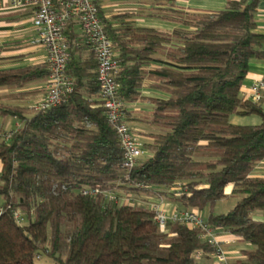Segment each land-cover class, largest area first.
I'll list each match as a JSON object with an SVG mask.
<instances>
[{"label": "trees", "instance_id": "16d2710c", "mask_svg": "<svg viewBox=\"0 0 264 264\" xmlns=\"http://www.w3.org/2000/svg\"><path fill=\"white\" fill-rule=\"evenodd\" d=\"M153 1L165 2V18L181 26L170 32L135 27L128 13L106 17L98 5L118 61V97L125 105L139 100L147 73L160 77L158 87L166 92L151 100L149 120L165 131L143 143L150 155L131 169L122 164L120 142L99 100L95 54L73 19L64 28L72 80L66 98L36 110L10 101L23 92L0 96V117L19 121L0 138V264H37L41 251L57 264H202L195 253L208 255L213 247L198 229L179 222L160 231L145 204L157 197L182 208L208 207L212 229L252 247L229 264H264V220L251 216H264V177L250 176L264 160V109L240 96L249 61L264 58L254 21L259 0H227L222 9L205 12L175 11V0ZM151 61L162 66L145 71ZM48 74L46 62L2 69L0 88L20 90ZM232 114L256 115L259 122L234 124ZM176 183L179 196L169 190ZM229 184L238 198L227 212L214 214ZM94 187L117 200L80 192ZM127 194L130 201H118Z\"/></svg>", "mask_w": 264, "mask_h": 264}, {"label": "built area", "instance_id": "2783aa9c", "mask_svg": "<svg viewBox=\"0 0 264 264\" xmlns=\"http://www.w3.org/2000/svg\"><path fill=\"white\" fill-rule=\"evenodd\" d=\"M11 3L14 6L29 4L34 7L32 24L36 34L30 42L41 46L46 54L49 74L44 81V95L33 108L38 110L57 105L72 90V80L65 70L68 40L64 28L67 21L73 19L80 28L84 42L95 54L99 100L120 142L123 151L122 164L125 168L131 169L143 152L142 144L135 138L124 118L125 103L117 95L115 81L118 61L112 49L111 39L103 29L97 0H11ZM247 98L259 103L264 101L263 79L250 87V95ZM10 133L11 131H5L0 127V138L7 139ZM169 190L174 196H179L182 193V186L176 183ZM80 192L91 196L103 193L108 200H117L114 193L98 187L83 188ZM130 200V194H127L120 197L118 201L122 203ZM162 200V197L149 198L145 203L154 211V218L160 231H166L167 224L170 222H179L189 228H196L200 236L213 247L211 255L216 263L228 264V253L216 240L215 230L201 216V211L194 208H182L166 213L161 206ZM14 217L18 222H23L19 212H14ZM202 254L201 251H197L195 257L199 258Z\"/></svg>", "mask_w": 264, "mask_h": 264}, {"label": "crops", "instance_id": "0c3cea01", "mask_svg": "<svg viewBox=\"0 0 264 264\" xmlns=\"http://www.w3.org/2000/svg\"><path fill=\"white\" fill-rule=\"evenodd\" d=\"M97 2L106 17L118 13H128L129 18H127V20L135 27L152 28L160 32H170L181 26L180 23L165 18L166 13L162 9L169 7L165 2H156L153 0H97ZM226 2L227 0H175L171 8L175 11L183 12L215 11L222 9ZM33 13L34 7L32 5L24 4L14 6L11 0H0V70L46 62L44 49L30 42L36 34L32 24ZM254 21L255 30L263 37V42L259 48L264 50V0H259L257 3ZM114 24L117 26L118 22ZM75 27L80 33V28L77 24H75ZM156 57L162 58V56L159 55ZM161 66L162 63L151 61L144 66V69L145 71H150L160 68ZM263 76L264 58L251 59L248 64V71L240 87V96L242 98H247L250 95V87L255 82L261 80ZM44 81L45 79H42V83L36 81L37 83L23 90L28 93L30 92L29 95L32 97L38 93L43 97ZM160 83V77L147 73L140 88L141 98L133 103L125 105L126 113L124 112V118L132 131H134V127H138L139 123H146L144 122L145 120H143L144 115L152 114L153 103L151 100L155 98H164L166 96V92L158 87ZM7 90L8 89H0V96H2L1 93L7 92ZM13 92L15 93V91ZM16 92H20V90H16ZM42 97L32 98V102H29L30 106L32 105L31 107H33ZM18 99L21 102L23 98ZM10 101L16 103L17 99H11ZM261 105L264 109V101ZM4 121L2 120L0 122V127L2 129L5 123ZM231 123L241 124L238 122ZM18 126L19 122H15L14 127L17 128ZM136 129H138L137 131H139L145 139L149 140H143L141 141L142 143L150 142L153 135L156 134V132L150 130ZM250 176L264 177V160L257 163L251 171ZM231 190V184L224 188L225 197L230 195ZM162 199L161 206L166 213H171L174 209H182L180 208V203L172 199ZM251 216L255 220H264V216L260 212H252ZM214 236L216 240L221 243L222 248L228 253L227 258L230 263L243 259L242 251L252 248L250 244L243 242L239 237L225 231L216 230ZM199 262L202 264H217L211 253L208 255L202 254L199 257Z\"/></svg>", "mask_w": 264, "mask_h": 264}, {"label": "rangeland", "instance_id": "374dc122", "mask_svg": "<svg viewBox=\"0 0 264 264\" xmlns=\"http://www.w3.org/2000/svg\"><path fill=\"white\" fill-rule=\"evenodd\" d=\"M38 83H42V80H37ZM35 83H37L36 81H32V82H29L27 83L24 88L26 87H29V86H32L34 85ZM24 88L20 89V92L22 93L24 90ZM0 89H6V88H0ZM3 91H6V90H3ZM13 93L12 90H7V92H3L1 93L2 97H6V95L8 93ZM16 92V91H15ZM30 92H23L22 94H20L22 96V101L20 102L19 99H17L16 103L19 104V105H22V106H27V107H31L29 102H32L31 99L32 98H36V97H42L41 94H36L34 97H32L31 95H29ZM43 95H44V92H43ZM21 99V98H20ZM32 114L31 111H29L27 113V115H30ZM152 119V114H146L143 116V120H145L144 122L146 123H143L142 124H138V127H134V135H135V138H137L138 141H149L147 139H145L142 134L139 133V131H137L138 129L136 128H139V130H150L152 132H163L165 131L164 128L162 127H159L151 122H149V120ZM4 121V125H3V130L5 131H12L15 127H14V123L15 122H19L17 118L15 117H11V116H6V117H0V122L1 121ZM229 121L230 122H238V123H241V124H245V125H254V124H257L259 122V118L256 116V115H247V116H237L236 114H232L229 118ZM132 130V129H131ZM142 144V149H143V143L141 142ZM150 155V153L148 151H145L143 150L142 154L139 156V159L138 160H144L146 159L148 156ZM238 197L236 196H226V197H223L217 201H215L214 205H213V213L214 214H219V213H225L227 212L235 203V201L237 200ZM180 205V204H179ZM181 206V205H180ZM182 208V207H180ZM208 207L204 208L203 211L200 212L201 216L205 219L206 215L208 214ZM34 261L37 263V264H57L56 261L49 257L48 255H46L44 252H40L38 254V256H36L34 258ZM196 261L199 262V258H196ZM230 262H228L229 264Z\"/></svg>", "mask_w": 264, "mask_h": 264}, {"label": "water", "instance_id": "95a60500", "mask_svg": "<svg viewBox=\"0 0 264 264\" xmlns=\"http://www.w3.org/2000/svg\"><path fill=\"white\" fill-rule=\"evenodd\" d=\"M248 3H250V1H248Z\"/></svg>", "mask_w": 264, "mask_h": 264}]
</instances>
